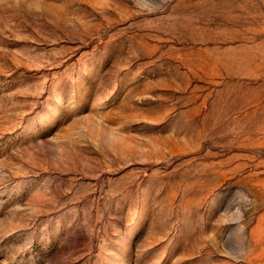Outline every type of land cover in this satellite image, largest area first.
<instances>
[{"label":"rangeland","instance_id":"rangeland-1","mask_svg":"<svg viewBox=\"0 0 264 264\" xmlns=\"http://www.w3.org/2000/svg\"><path fill=\"white\" fill-rule=\"evenodd\" d=\"M0 264H264V0H0Z\"/></svg>","mask_w":264,"mask_h":264}]
</instances>
